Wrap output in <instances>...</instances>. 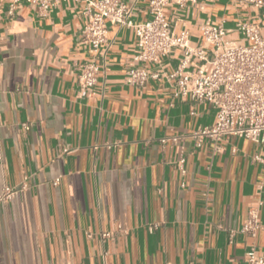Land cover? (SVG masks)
Wrapping results in <instances>:
<instances>
[{
	"label": "crops",
	"instance_id": "1",
	"mask_svg": "<svg viewBox=\"0 0 264 264\" xmlns=\"http://www.w3.org/2000/svg\"><path fill=\"white\" fill-rule=\"evenodd\" d=\"M122 1L133 23L149 18L148 0ZM83 8L60 0L44 13L0 0V191L26 179L0 205V264H247L252 245L264 258V162L253 160L264 161V144L203 137L196 148L193 134L212 126L215 111L175 96L165 79L182 51L146 65L157 78L129 86L137 38L109 22L104 66L81 98L77 75L90 58ZM165 14L171 34L187 31L208 59L204 25L223 22L230 42H243L240 22L264 35V10L245 0H187ZM199 67L211 70L190 57L185 71ZM257 207L251 239L238 231Z\"/></svg>",
	"mask_w": 264,
	"mask_h": 264
},
{
	"label": "built area",
	"instance_id": "2",
	"mask_svg": "<svg viewBox=\"0 0 264 264\" xmlns=\"http://www.w3.org/2000/svg\"><path fill=\"white\" fill-rule=\"evenodd\" d=\"M25 1L46 13L60 0ZM73 1L84 2L83 15L86 22L81 30V41L88 46L90 54L88 61L79 67L77 75L81 98H85L95 86L104 66L108 48L106 22H109L111 25L132 29L137 38L138 53L126 70V83L129 86H143L148 80L157 78V73H149L146 65L158 64L173 49L182 51L184 60L176 70L167 73L165 79L175 83V96H188L194 103H208L215 111L212 126L193 134L196 148L201 146L203 137L219 141L233 136L264 144V35L257 25L246 22L236 24L243 42L228 41L223 22L202 26L200 35L203 45L210 46L211 49V58L208 59L204 46H190L187 31H180L176 35L170 32L166 7L182 8L187 0H148L149 18L137 24L130 19L131 7L122 0ZM245 1L264 10V0ZM190 57L205 61L211 66V70L207 72L199 67L185 71ZM170 140L176 141L177 138ZM161 142L165 144L167 140L163 139ZM253 160L264 162L259 155H255ZM178 168L184 173V160L179 161ZM57 183L58 179L53 182L54 185ZM25 188L26 179L17 186L4 185L0 191V205L11 202ZM261 205L260 202L258 206ZM260 227L257 207L248 212L238 232L254 239ZM156 228V225H151L148 230L152 232ZM116 230L122 231V227L116 225ZM233 233L234 231L231 235ZM103 236L108 237L109 233H104ZM245 262L264 264V258L257 254L252 245L245 253Z\"/></svg>",
	"mask_w": 264,
	"mask_h": 264
},
{
	"label": "rangeland",
	"instance_id": "3",
	"mask_svg": "<svg viewBox=\"0 0 264 264\" xmlns=\"http://www.w3.org/2000/svg\"><path fill=\"white\" fill-rule=\"evenodd\" d=\"M245 44H247V42H245Z\"/></svg>",
	"mask_w": 264,
	"mask_h": 264
}]
</instances>
